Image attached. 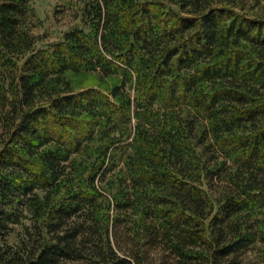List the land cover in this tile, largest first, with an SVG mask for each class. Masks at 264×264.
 <instances>
[{
  "label": "trees",
  "instance_id": "16d2710c",
  "mask_svg": "<svg viewBox=\"0 0 264 264\" xmlns=\"http://www.w3.org/2000/svg\"><path fill=\"white\" fill-rule=\"evenodd\" d=\"M33 1L0 0V264H264V0H59L47 44Z\"/></svg>",
  "mask_w": 264,
  "mask_h": 264
},
{
  "label": "rangeland",
  "instance_id": "374dc122",
  "mask_svg": "<svg viewBox=\"0 0 264 264\" xmlns=\"http://www.w3.org/2000/svg\"><path fill=\"white\" fill-rule=\"evenodd\" d=\"M34 6L41 24L35 29V34L43 40L44 44L60 38L63 31L67 30L74 22L68 10L64 9L59 0H34ZM61 9L54 19L55 8Z\"/></svg>",
  "mask_w": 264,
  "mask_h": 264
}]
</instances>
